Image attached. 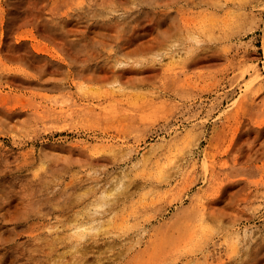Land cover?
<instances>
[{"label":"rangeland","instance_id":"1","mask_svg":"<svg viewBox=\"0 0 264 264\" xmlns=\"http://www.w3.org/2000/svg\"><path fill=\"white\" fill-rule=\"evenodd\" d=\"M0 264H264V0H0Z\"/></svg>","mask_w":264,"mask_h":264}]
</instances>
